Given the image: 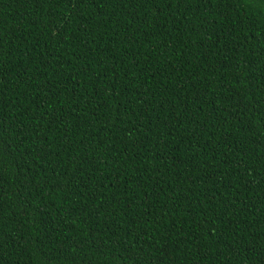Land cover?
<instances>
[{
    "label": "trees",
    "instance_id": "trees-1",
    "mask_svg": "<svg viewBox=\"0 0 264 264\" xmlns=\"http://www.w3.org/2000/svg\"><path fill=\"white\" fill-rule=\"evenodd\" d=\"M0 264H264V0H0Z\"/></svg>",
    "mask_w": 264,
    "mask_h": 264
}]
</instances>
